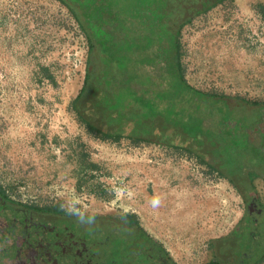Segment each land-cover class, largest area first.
I'll use <instances>...</instances> for the list:
<instances>
[{"label":"rangeland","instance_id":"obj_1","mask_svg":"<svg viewBox=\"0 0 264 264\" xmlns=\"http://www.w3.org/2000/svg\"><path fill=\"white\" fill-rule=\"evenodd\" d=\"M263 5L225 0L181 28L190 86L264 102ZM88 54L82 26L59 1L0 0L1 190L68 217L134 216L173 262L204 264L240 217L238 191L184 148L88 131L74 108Z\"/></svg>","mask_w":264,"mask_h":264},{"label":"flooded vegetation","instance_id":"obj_2","mask_svg":"<svg viewBox=\"0 0 264 264\" xmlns=\"http://www.w3.org/2000/svg\"><path fill=\"white\" fill-rule=\"evenodd\" d=\"M64 1L88 41L78 100L88 131L184 148L213 167L236 188L242 210L204 264H264V106L234 102L222 118L200 108L209 100L184 92L179 63L181 28L225 0H94L98 22L95 9L83 11L88 0ZM111 227L17 204L0 188V264H177L139 230Z\"/></svg>","mask_w":264,"mask_h":264},{"label":"trees","instance_id":"obj_3","mask_svg":"<svg viewBox=\"0 0 264 264\" xmlns=\"http://www.w3.org/2000/svg\"><path fill=\"white\" fill-rule=\"evenodd\" d=\"M60 3H62L64 6L70 8V12L72 13V15L74 16V18L77 20V22L82 26L83 28V25H82V22L80 21V16L75 13L74 9L71 7V5L67 2H65L64 0H58ZM96 1V0H95ZM89 4H86V7L85 5L83 6V11H92L93 9H95L93 12H92V18L94 21L98 22V19H99V16H98V4L96 5H93L95 4L96 2H94V0H88ZM262 13L264 14V5H263V8H262ZM86 79V77H85ZM184 92L186 93H192L196 99H198V97H201V98H205L207 100H209L208 104H203L202 106H200V108H205V107H211V108H216L217 112L219 114H221V118L225 115L228 114L229 112V108L231 109L232 107H234V102H239V106L240 107H244V106H250V105H256V106H259V105H262L264 106V102L263 103H258V102H248V101H245V100H241V99H235V98H230V97H227V96H224V95H217V94H210V93H203L195 88H193L192 86L188 85V84H184ZM177 91V89L175 90ZM81 92H82V89L79 91L78 95L76 96L75 100H74V108L78 114V100L80 99V95H81ZM188 100L191 101V98L188 97ZM198 100H201V99H198ZM202 102V101H200ZM219 110V111H218ZM208 113V112H207ZM79 115V114H78ZM80 116V115H79ZM91 132H94V131H91ZM95 133H98V132H95ZM99 134V133H98ZM99 136H102L101 134H99ZM103 137V136H102ZM30 208H33V209H37V210H40V211H44V212H50V213H56V214H59L61 216H65V215H62L61 212H59V210L57 208H47V207H42V208H38V207H33V206H28ZM68 218V216H65ZM69 218H72V219H82V220H89L91 222H96L98 220H104L106 221V223H111L112 224V227H111V231L115 230L116 229V226H123V227H132V228H135L137 230H139L141 233H143L145 236L148 237V235L146 233H144V231L142 230V228L140 227L139 223H137L136 219L134 216H129L126 224L125 223H115L116 221H113L111 219H108V218H92V219H87V218H80V217H69Z\"/></svg>","mask_w":264,"mask_h":264}]
</instances>
